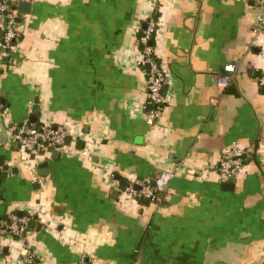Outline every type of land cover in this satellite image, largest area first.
<instances>
[{
  "label": "crops",
  "instance_id": "0c3cea01",
  "mask_svg": "<svg viewBox=\"0 0 264 264\" xmlns=\"http://www.w3.org/2000/svg\"><path fill=\"white\" fill-rule=\"evenodd\" d=\"M26 1L17 61L0 69V120L30 121L38 98L36 121L65 126L71 142L41 173L0 131L5 212L38 217L21 238L0 235V264H24L26 251L42 264H264L255 0ZM150 17L171 93L155 119L139 42ZM233 143L248 149L245 167L223 180L210 168ZM163 170L174 177L160 203L125 194Z\"/></svg>",
  "mask_w": 264,
  "mask_h": 264
},
{
  "label": "built area",
  "instance_id": "2783aa9c",
  "mask_svg": "<svg viewBox=\"0 0 264 264\" xmlns=\"http://www.w3.org/2000/svg\"><path fill=\"white\" fill-rule=\"evenodd\" d=\"M259 13L255 17L253 30L257 34L264 35V0H255ZM15 0H0V69L7 61L14 64L16 59V48L20 41L23 27L18 22V10ZM157 29V22L153 17L147 21L142 35L139 38L142 49L140 59L141 65L145 67L146 85L149 94V101L152 105L150 117L153 119L161 117L164 108L171 100V93L165 89L167 74L160 64L153 45V36ZM237 64L229 63L225 66V72H234ZM230 79V74H225L218 80L220 87H226ZM259 83L264 87V71L259 77ZM6 112L3 95L0 87V118ZM0 131L3 132L12 142L18 143L23 153L35 161L36 166L49 158L54 151L60 150L66 143L69 135L68 129L53 120H41L40 122H8L0 120ZM248 149L233 143L224 149L220 161L217 165L210 168V173L218 175L223 180H231L239 175L245 167V157ZM2 169L0 167V178ZM174 177V171L163 170L155 178L154 183L143 181L128 183L124 192L138 200H147L153 203H160L163 200L161 193L166 190ZM42 174L37 172V180L42 182ZM118 182V181H117ZM138 185L139 187H136ZM2 200L0 198V235L9 238H21L29 228L31 216H19L14 212H8V220L2 219ZM35 253L26 251L23 254L24 264H42L35 259Z\"/></svg>",
  "mask_w": 264,
  "mask_h": 264
},
{
  "label": "water",
  "instance_id": "95a60500",
  "mask_svg": "<svg viewBox=\"0 0 264 264\" xmlns=\"http://www.w3.org/2000/svg\"><path fill=\"white\" fill-rule=\"evenodd\" d=\"M30 6V3H28V1H26V0H20V1H18L17 2V5H16V8H17V10H18V12L20 13V14H26L27 13V11H25V10H23V8H27V7H29ZM17 20H18V22H20L22 19H21V17L20 16H18V18H17ZM147 26V22L144 24V28ZM2 35V31L0 30V36ZM38 106H39V99L38 98H36L35 99V107H34V109H33V118H31V122H35L36 121V119H37V115H36V113L39 111V108H38ZM71 142V135H68L67 136V139H66V143H70ZM58 155H59V151L58 150H56V151H54L53 152V157H55V158H57L58 157ZM49 166V161H42L40 164H39V167L41 168L40 169V172L41 173H45V171H44V168L45 167H48ZM0 167H2V170H3V175L4 176H7L8 175V172H9V170H10V167H9V165H7L6 163H5V156L4 155H0ZM15 168V167H14ZM13 169V168H12ZM1 210H2V213H4L5 212V210H6V205H2L1 206ZM18 215L19 216H22V212L20 211L19 213H18ZM38 219V217H37V215L34 217V219H32L30 222H29V227H34L35 226V220H37ZM4 253H8V249H6L5 251H4Z\"/></svg>",
  "mask_w": 264,
  "mask_h": 264
},
{
  "label": "trees",
  "instance_id": "16d2710c",
  "mask_svg": "<svg viewBox=\"0 0 264 264\" xmlns=\"http://www.w3.org/2000/svg\"><path fill=\"white\" fill-rule=\"evenodd\" d=\"M154 37H155V35H154L153 38H152L153 41H154ZM2 179H3V175H1V178H0V184H1ZM24 216H31V215H29V214H25ZM1 218H2V219H6V220H8V215H7V213L4 212V213L1 215ZM1 254H2V250L0 249V255H1Z\"/></svg>",
  "mask_w": 264,
  "mask_h": 264
}]
</instances>
